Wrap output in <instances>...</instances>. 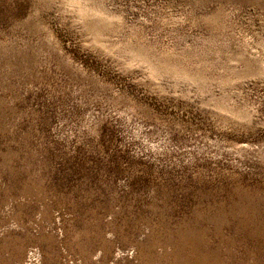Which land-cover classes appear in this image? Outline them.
Returning a JSON list of instances; mask_svg holds the SVG:
<instances>
[{
	"label": "rangeland",
	"instance_id": "rangeland-1",
	"mask_svg": "<svg viewBox=\"0 0 264 264\" xmlns=\"http://www.w3.org/2000/svg\"><path fill=\"white\" fill-rule=\"evenodd\" d=\"M0 264H264V0H0Z\"/></svg>",
	"mask_w": 264,
	"mask_h": 264
}]
</instances>
